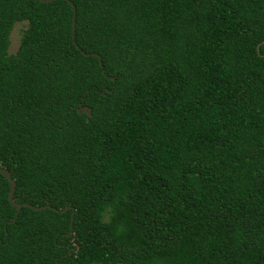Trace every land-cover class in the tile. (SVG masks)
I'll list each match as a JSON object with an SVG mask.
<instances>
[{"label": "trees", "instance_id": "16d2710c", "mask_svg": "<svg viewBox=\"0 0 264 264\" xmlns=\"http://www.w3.org/2000/svg\"><path fill=\"white\" fill-rule=\"evenodd\" d=\"M70 1L104 73L0 0V264H264V0Z\"/></svg>", "mask_w": 264, "mask_h": 264}, {"label": "water", "instance_id": "95a60500", "mask_svg": "<svg viewBox=\"0 0 264 264\" xmlns=\"http://www.w3.org/2000/svg\"><path fill=\"white\" fill-rule=\"evenodd\" d=\"M41 2H50L51 0H39ZM70 5H71V8H72V17H71V37H72V43L76 46V48H78L82 54L86 55V56H94L96 55L98 57V62H99V65L101 66V72L104 73V69L102 67V62H101V58H100V55L96 54L95 52H84L82 49L79 48V46L76 44L75 40H74V34H75V6L74 4L70 1V0H66ZM112 80H114V76H110ZM104 91H111V89H108L106 87L103 88V90L100 91V93L102 94ZM0 174H2L9 182V190H8V193H7V198H8V201L9 203L15 207L16 211H15V214L14 216L17 215L18 211L20 210L21 207L25 206V207H28V208H31V209H35V210H40V209H44V208H49V204L46 203L44 205H41V206H35V205H32V204H29V203H25V202H17L13 199V192H14V189H15V181L14 179L11 177V174L10 172L5 169V168H2L0 166ZM71 209V207H68ZM67 208H63V209H60L61 212L65 211ZM73 218V211L71 213V216H70V222Z\"/></svg>", "mask_w": 264, "mask_h": 264}, {"label": "rangeland", "instance_id": "374dc122", "mask_svg": "<svg viewBox=\"0 0 264 264\" xmlns=\"http://www.w3.org/2000/svg\"><path fill=\"white\" fill-rule=\"evenodd\" d=\"M24 26V23H20V24H16L10 34V46H9V51H14L17 43H18V39L20 36V28H22Z\"/></svg>", "mask_w": 264, "mask_h": 264}]
</instances>
